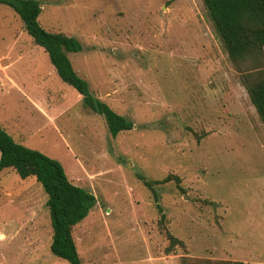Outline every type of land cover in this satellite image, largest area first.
I'll return each mask as SVG.
<instances>
[{
  "label": "rangeland",
  "instance_id": "obj_1",
  "mask_svg": "<svg viewBox=\"0 0 264 264\" xmlns=\"http://www.w3.org/2000/svg\"><path fill=\"white\" fill-rule=\"evenodd\" d=\"M37 1L40 26L82 46L68 59L91 95L133 123L112 138L0 4V128L95 196L73 228L81 264H264V125L244 84L264 80V48L233 63L201 0ZM46 200L0 173V264H68Z\"/></svg>",
  "mask_w": 264,
  "mask_h": 264
},
{
  "label": "trees",
  "instance_id": "obj_2",
  "mask_svg": "<svg viewBox=\"0 0 264 264\" xmlns=\"http://www.w3.org/2000/svg\"><path fill=\"white\" fill-rule=\"evenodd\" d=\"M201 2L217 37L233 63H238L246 56L261 53L264 48V0H201ZM0 4L10 7L18 15L34 44L47 53L62 82L81 96L84 108L104 119L112 138L120 132L133 129L131 121L116 114L91 95L87 82L76 74L68 59V54L81 52L82 46L73 37L50 33L40 26L38 17L41 8L37 0H0ZM244 84L250 102L264 125V80L250 83L246 77ZM5 169H12L21 180L34 178L40 184L47 195L45 205L52 229L50 253L68 264H81L73 239V228L82 222L96 205L95 196L73 185L58 161L16 143L0 128V173ZM143 182L152 191L153 199L157 202L153 186L158 182H147L144 179ZM157 207L160 210V207ZM168 240V251L181 245L171 235H168ZM182 262V264H242L188 258Z\"/></svg>",
  "mask_w": 264,
  "mask_h": 264
},
{
  "label": "crops",
  "instance_id": "obj_3",
  "mask_svg": "<svg viewBox=\"0 0 264 264\" xmlns=\"http://www.w3.org/2000/svg\"><path fill=\"white\" fill-rule=\"evenodd\" d=\"M29 37H30V36H29ZM30 38H31V37H30ZM25 39H26V38H25ZM26 40L29 42L28 39H26ZM28 50H29V49H26V51L23 53L22 57H24V54L28 53ZM80 97H81V96H80ZM1 225H2V224H1ZM1 229L5 231L6 229H8V227H7V226L5 227V226L2 225V228H1ZM1 232H2V231H1ZM5 232H6V231H5ZM8 233H9V234H12L11 230H10ZM0 235H1V236H5V233H1Z\"/></svg>",
  "mask_w": 264,
  "mask_h": 264
},
{
  "label": "water",
  "instance_id": "obj_4",
  "mask_svg": "<svg viewBox=\"0 0 264 264\" xmlns=\"http://www.w3.org/2000/svg\"><path fill=\"white\" fill-rule=\"evenodd\" d=\"M40 8H41V5H40ZM215 205V204H214Z\"/></svg>",
  "mask_w": 264,
  "mask_h": 264
}]
</instances>
